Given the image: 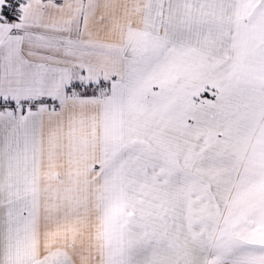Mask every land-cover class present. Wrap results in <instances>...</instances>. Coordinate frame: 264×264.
<instances>
[{
  "label": "snow or ice",
  "instance_id": "obj_1",
  "mask_svg": "<svg viewBox=\"0 0 264 264\" xmlns=\"http://www.w3.org/2000/svg\"><path fill=\"white\" fill-rule=\"evenodd\" d=\"M0 264H264V0H0Z\"/></svg>",
  "mask_w": 264,
  "mask_h": 264
}]
</instances>
